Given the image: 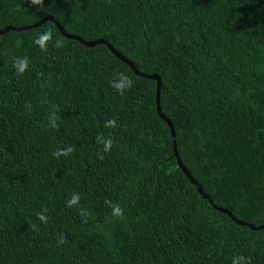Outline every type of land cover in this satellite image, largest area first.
I'll return each instance as SVG.
<instances>
[{
  "label": "trees",
  "instance_id": "1",
  "mask_svg": "<svg viewBox=\"0 0 264 264\" xmlns=\"http://www.w3.org/2000/svg\"><path fill=\"white\" fill-rule=\"evenodd\" d=\"M46 16L157 75L187 172L264 225V0H0V31ZM156 85L52 21L0 35V264H264V229L179 168Z\"/></svg>",
  "mask_w": 264,
  "mask_h": 264
},
{
  "label": "water",
  "instance_id": "2",
  "mask_svg": "<svg viewBox=\"0 0 264 264\" xmlns=\"http://www.w3.org/2000/svg\"><path fill=\"white\" fill-rule=\"evenodd\" d=\"M46 21H52L56 27L58 28V30L60 31V33L65 36L68 39H75L78 40L80 43H82L83 45L87 46V47H92L96 44H105L108 49L110 50V52L112 54H114L118 59H120L122 62H124L125 64H127L134 72L135 74L144 77V78H149V79H154L157 81V85H156V105H157V112L160 115V117L169 125L170 130H171V137H172V141H173V147H174V152H175V156L177 158V163L179 168L182 170L183 173H185V175L187 176V178L190 180V182L197 188L199 194L204 198L207 199L209 201V203L217 210H219L222 213H226L227 215H229L238 225H244V226H248L250 229L252 230H257V229H264V225L263 226H259V227H255L253 224H247L241 221L236 220L233 216L232 213L229 212L228 210L224 209V208H219L217 206H215L213 204L212 199L210 198V196H208L207 194L204 193L203 189L201 188L200 184L187 172V170L185 169V167L183 166V164L181 163V160L179 158L177 149H176V142H175V133L173 130V127L171 125V122L169 121V119H167V117H165L162 112H161V108L159 105V94H160V84H161V80L157 75H146L143 73L138 72V70L136 69V67L134 66V64L125 59L119 52H117L110 44H107L105 41L103 40H97L94 42H85L83 41L81 38H79L78 36L75 35H70L67 34L65 32V30L61 27V25L55 21V19L51 16H46L44 17L41 21H39L38 23H36L35 25L32 26H24V27H19V28H13V27H7L3 30L0 31V35L4 34L5 32L11 30V31H22V30H26V29H31L34 27H37L41 24H43Z\"/></svg>",
  "mask_w": 264,
  "mask_h": 264
},
{
  "label": "clouds",
  "instance_id": "3",
  "mask_svg": "<svg viewBox=\"0 0 264 264\" xmlns=\"http://www.w3.org/2000/svg\"><path fill=\"white\" fill-rule=\"evenodd\" d=\"M41 0H33V3L39 4ZM50 40V34L47 32L38 34L34 40L33 43L39 47L41 50L45 49L48 46ZM59 43V42H57ZM28 66V60L27 58H21L16 61V67L18 71H23L25 68ZM111 86L116 90V92L123 94L125 90L130 89L133 86V81L123 72H117L116 73V78L112 80ZM51 126L56 127V117L55 115L52 116L51 118ZM114 121H107L106 122V127H112L114 126ZM103 143V149L104 151H109L112 145L111 139H106L101 141ZM72 149L68 148L66 152L60 153L56 152L53 153L55 156L59 155H66L68 152H71ZM79 201H80V196L78 194H73L70 199L67 201V206L72 208V207H79ZM112 211V216L115 218H120L123 215V208L120 207L119 204L112 206L111 208ZM47 209H43L40 212L36 213V216L39 220L40 223L46 224L49 220V217L46 215ZM243 260V257H234L232 264H241V261Z\"/></svg>",
  "mask_w": 264,
  "mask_h": 264
}]
</instances>
